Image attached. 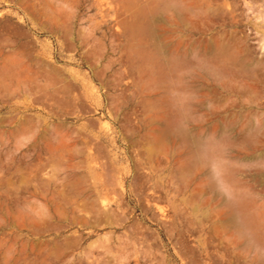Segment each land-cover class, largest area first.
Listing matches in <instances>:
<instances>
[{
    "label": "rangeland",
    "instance_id": "obj_1",
    "mask_svg": "<svg viewBox=\"0 0 264 264\" xmlns=\"http://www.w3.org/2000/svg\"><path fill=\"white\" fill-rule=\"evenodd\" d=\"M128 2L0 0V264H264V0Z\"/></svg>",
    "mask_w": 264,
    "mask_h": 264
},
{
    "label": "bare ground",
    "instance_id": "obj_2",
    "mask_svg": "<svg viewBox=\"0 0 264 264\" xmlns=\"http://www.w3.org/2000/svg\"><path fill=\"white\" fill-rule=\"evenodd\" d=\"M121 1H123V2H128V1H130V2H128L127 4H128V9L130 10V11H132V17H131V20H130V25L128 26V28H131V29H133V28H136V26L141 22V19L142 18H147L148 16H149V13H150V10H148V9H146V8H144V7H142L140 4H142L145 0H141V2L142 3H139V1L140 0H121ZM105 3V2H104ZM161 3H163V2H161ZM131 4H133V5H131ZM160 4V3H159ZM126 9V8H125ZM160 9V7H158L157 6V10H159ZM210 9V8H209ZM192 10V9H191ZM128 12V11H127ZM124 13V12H123ZM210 13V12H209ZM193 14V13H192ZM211 17V16H210ZM209 18V17H208ZM145 25H147L146 23H145ZM120 29V28H119ZM130 29V30H131ZM217 32V31H216ZM147 33V32H146ZM152 44H150V46H151ZM210 46V45H209ZM211 48H214V47H211ZM128 49V48H127ZM207 49V48H206ZM208 50V49H207ZM128 52V51H127ZM135 54H137V53H135ZM160 60V59H159ZM162 60V59H161ZM160 60V61H161ZM125 61V60H124ZM165 65H166V67H167V63H165ZM204 65V64H203ZM106 70H104V72H105ZM165 71V70H164ZM168 72H169V70H168ZM98 75V74H97ZM103 75V74H102ZM168 82V81H167ZM102 84V83H101ZM172 90V89H171ZM118 92V91H117ZM170 100H171V98H170ZM133 115V114H132ZM131 115V116H132ZM136 117V116H135ZM172 118H174V117H172ZM173 122V121H172ZM174 125H176L175 123H174ZM173 125V126H174ZM176 126H174V128H175ZM170 128V127H169ZM196 129V128H195ZM162 132H164L163 134L165 135V136H170V135H174V133H172V131H170V129H166V130H164V131H162ZM172 133V134H171ZM182 135L181 136H183V138L184 139H186L185 137H184V134L183 133H181ZM172 135V136H173ZM208 136V135H207ZM174 137V136H173ZM143 139V138H142ZM190 139V138H189ZM203 139V138H202ZM144 142V141H143ZM100 143V142H99ZM145 143V142H144ZM144 143H143V145H144ZM142 144V143H141ZM200 144H203V143H200ZM139 145V144H138ZM98 146H100V145H98ZM201 146V145H200ZM207 146V145H206ZM202 147V146H201ZM203 147H205V145H203ZM103 148V147H102ZM137 148V147H136ZM143 149V148H142ZM204 149V148H203ZM202 149V150H203ZM100 150H102L101 148L99 149V151ZM209 150V149H208ZM98 151V152H99ZM203 151H205L206 152V150H203ZM210 151V150H209ZM104 152V151H103ZM102 154V153H101ZM104 154V153H103ZM206 155V154H205ZM101 157H103V156H101ZM109 164H107V166H108ZM205 171V170H204ZM104 174V173H103ZM147 175V174H146ZM138 178V177H137ZM136 178V179H137ZM104 179H106L107 180V178H104ZM103 179V180H104ZM135 179V178H134ZM109 180H110V177H109ZM108 181V180H107ZM129 181V180H128ZM159 182V181H158ZM109 183V182H108ZM107 183V185H109ZM134 184V183H133ZM219 185V184H218ZM109 187V186H108ZM134 189V188H133ZM136 191H137V189H136ZM156 193V192H155ZM150 194V193H149ZM154 194V193H153ZM157 194V193H156ZM155 194V195H156ZM195 197H196V195H195ZM194 198V197H193ZM198 198V197H197ZM196 198V199H197ZM231 198V197H230ZM192 199V198H191ZM147 200V199H146ZM235 209V208H234ZM236 213H237V211H236ZM235 213V214H236ZM170 214V213H169ZM235 216V215H234ZM233 221H235V220H233ZM237 225H239V224H237ZM184 232V231H183ZM194 235H195V233H194ZM181 244V243H180ZM120 249H122L121 247H120ZM113 251V250H112ZM187 252V251H186ZM191 252V251H190ZM71 255V254H70ZM75 257V256H74ZM62 259V258H61ZM206 264V263H205Z\"/></svg>",
    "mask_w": 264,
    "mask_h": 264
},
{
    "label": "crops",
    "instance_id": "obj_3",
    "mask_svg": "<svg viewBox=\"0 0 264 264\" xmlns=\"http://www.w3.org/2000/svg\"><path fill=\"white\" fill-rule=\"evenodd\" d=\"M139 74V73H138ZM172 74V76H174V73L172 72L171 73ZM174 92V91H173ZM158 99V95H157V93H144V97L141 99V101H142V103H145L146 101H150V102H156V100ZM174 108V105H171V106H169L168 107V109H167V116L165 117V118H171L172 120H174V118H172V117H174V114H172V113H174V112H172V109ZM147 138L148 139H151V138H153V137H150L149 135L147 136ZM197 157L199 158V155L198 156H194V159L192 160V161H196L197 160ZM235 215V216H234ZM234 215H232L231 213H230V215H229V218H228V220H229V225H230V227H232V228H234V229H236V230H241V231H243L242 229H240V228H238L236 225H235V223H234V221L233 220H235V221H239V224H242L244 227H245V229H246V232L248 231V230H250L249 228H250V224L247 222V218H246V216H244L242 213H236V214H234ZM224 225H226V222L225 223H223ZM244 229V230H245ZM61 248V247H60Z\"/></svg>",
    "mask_w": 264,
    "mask_h": 264
}]
</instances>
